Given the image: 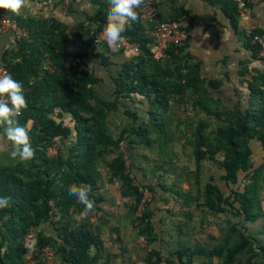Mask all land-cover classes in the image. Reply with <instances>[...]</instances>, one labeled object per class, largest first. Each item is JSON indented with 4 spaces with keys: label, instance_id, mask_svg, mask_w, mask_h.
<instances>
[{
    "label": "trees",
    "instance_id": "16d2710c",
    "mask_svg": "<svg viewBox=\"0 0 264 264\" xmlns=\"http://www.w3.org/2000/svg\"><path fill=\"white\" fill-rule=\"evenodd\" d=\"M152 1L159 22L189 14L180 0ZM205 1L219 4L237 29L234 0ZM90 2L95 11L73 36L66 23L54 18L14 20L27 37L5 52L3 67L23 85L27 108L17 119L28 130L35 156L0 172V197H10L9 206L0 208V264H26L23 240L31 229L37 230L40 246L55 249L57 264H101L105 245L90 215L102 212L107 185L115 186L124 201L125 223L145 240V264H195L198 258L200 264H264V241L258 237L264 232L248 228L264 218V157L258 161L254 154L259 149L264 155V72L251 79L246 70L239 74L249 90L245 109L239 100L223 101L222 79L203 78L199 62L186 49L198 20L193 16L186 43L168 47L159 61L147 34L153 25L140 17L130 21L122 36L138 50L114 64L113 58L126 53L94 40L103 32L111 5L109 0ZM163 6L171 9L169 17L163 18ZM251 33L264 37V32ZM73 39L82 51L70 50ZM247 40L258 56L251 37ZM70 55L90 63L66 70ZM95 66L106 72V95L98 90L105 79ZM113 118L120 124L116 130ZM58 139L68 141L67 149L48 155ZM71 184L91 185L94 207L86 217L81 215L84 205L67 191ZM145 191L155 194L144 200ZM167 196L178 206L181 233L195 212L216 223L219 239L212 250L200 246L196 251L180 240L174 252H163L156 223H162L158 203L167 206ZM45 224L53 226L55 237L43 236Z\"/></svg>",
    "mask_w": 264,
    "mask_h": 264
},
{
    "label": "crops",
    "instance_id": "0c3cea01",
    "mask_svg": "<svg viewBox=\"0 0 264 264\" xmlns=\"http://www.w3.org/2000/svg\"><path fill=\"white\" fill-rule=\"evenodd\" d=\"M69 3L73 7L72 11H68ZM156 3H161V0H156ZM178 4L189 11V14L194 18H198L191 28L186 49L193 60L199 62L201 76L208 80L222 79L223 101L235 102L239 100L242 102V110L245 109L249 100V90L247 89V81L244 78L240 82L239 74L241 71L246 70L248 78L251 79L253 76L264 72V60L252 54L247 40L249 31L264 32V0H256L244 12L238 10L239 17L236 30L231 26L219 4L213 5L205 0H180ZM162 8L163 18L169 17L172 12L171 9L167 6ZM0 11L13 20L57 19L68 25L69 32L73 36L77 26L85 21L87 16L94 13L95 7L92 6L90 0H28L27 6L18 15L3 10ZM15 42L14 36L10 33L0 35V67L4 66L5 52L13 48ZM70 50L73 52L82 51L80 41L73 39ZM125 53V55L113 58V63L123 62L124 57L129 56L128 52ZM95 68L99 75L105 79L98 87L99 92L104 94L109 89L106 72L96 66ZM254 154L258 161H261L264 157L259 149ZM15 163L6 157L0 156V172L5 167ZM167 197L169 204L164 208L160 207V211L157 213L162 223H156V230L161 231L160 247L163 252H174L176 243L180 240L186 241L196 251L200 250V246L212 250L219 239L216 223H210L207 219L203 220L206 216L195 212L193 222L188 224L184 233H181L178 228V221L181 217L177 214L178 206L172 199L173 197ZM261 201L262 210L264 211V196ZM105 203L106 200L103 204ZM107 203L112 206L110 201ZM166 209H172L173 215H170ZM102 214H104V217ZM111 216L104 211L101 214L100 212L97 213L96 210H93L90 215V221L95 222L91 224L95 225L94 228L99 231L105 245L104 253L105 251L106 253L103 254L101 264H145V240L136 235L131 223H117V219L115 223H112ZM40 231L46 238L56 236L53 226L50 224L42 225ZM45 247L48 249L47 253L44 252ZM45 247L38 245L35 251L31 252L33 262L35 264H57L58 259L55 249L51 246ZM199 261L202 262V258H198L195 264H200ZM216 263L214 262V264Z\"/></svg>",
    "mask_w": 264,
    "mask_h": 264
},
{
    "label": "clouds",
    "instance_id": "9594fccd",
    "mask_svg": "<svg viewBox=\"0 0 264 264\" xmlns=\"http://www.w3.org/2000/svg\"><path fill=\"white\" fill-rule=\"evenodd\" d=\"M107 21L102 35L111 47L118 44L125 32V25L139 19L138 9L143 0H109ZM28 4V0H0V10L18 15ZM27 108L23 85L11 74L0 75V156L13 162H27L34 158L35 150L26 127L20 125L18 117L21 110ZM69 195L84 205L81 213L86 217L93 209L94 203L89 199L91 185L71 184L67 189ZM10 197H0V208L9 206Z\"/></svg>",
    "mask_w": 264,
    "mask_h": 264
},
{
    "label": "built area",
    "instance_id": "2783aa9c",
    "mask_svg": "<svg viewBox=\"0 0 264 264\" xmlns=\"http://www.w3.org/2000/svg\"><path fill=\"white\" fill-rule=\"evenodd\" d=\"M237 9L240 12H244L248 9L249 5L253 4L256 0H234ZM138 14L142 21L148 22L153 25V28H148L147 34L152 39L153 48L152 54L153 58L156 61L163 60L166 58V50L170 46H183L188 39V28L190 25L194 23V18L190 14H184L177 18L176 20L169 22H159L158 21V13L155 7V4L152 0H143V3L138 8ZM10 33L14 36L15 40H20L22 38L27 37V32L25 29H22L18 26L16 21L5 15L2 11H0V35ZM248 37H251V44L255 45L258 49V58L264 60V37L258 34L252 35L249 31L247 33ZM97 43H103L106 47L112 52H128V53H136L138 50V46L128 42L126 39H122L118 44L114 46H109L105 38L100 32L96 39H94ZM87 63V59L83 57L70 55L65 59V69H75L81 70L84 65ZM44 69L49 70V64H46ZM9 73V70L3 66L0 67V75L4 73ZM57 142V141H56ZM57 146L50 147L48 149V155L54 156L57 151ZM144 200H149L143 197ZM38 243V234L37 230L31 229L28 231L23 240V248L25 252V261L28 264H35L31 258V252L35 251ZM44 252L47 253L48 249L45 247ZM28 260V262H27ZM161 264H167L165 261H162Z\"/></svg>",
    "mask_w": 264,
    "mask_h": 264
},
{
    "label": "rangeland",
    "instance_id": "374dc122",
    "mask_svg": "<svg viewBox=\"0 0 264 264\" xmlns=\"http://www.w3.org/2000/svg\"><path fill=\"white\" fill-rule=\"evenodd\" d=\"M103 92H104V90H103ZM105 93V95L108 93V91H105L104 92ZM112 122H113V125H112V129L114 128V130H116V128L118 127V126H120V124H118V125H116V119H112L111 120ZM118 129V128H117ZM71 141V140H70ZM68 141H66V140H61V139H58L57 140V142H56V146L58 147V148H60L61 150H63V151H65L66 149H67V146H68ZM71 143V142H70ZM142 151H140L139 153H141ZM138 153V154H139ZM143 153V152H142ZM147 156H149V157H154V155L153 154H151V153H149V152H144ZM137 163L138 164H140V165H145V163L144 162H142V160H137ZM136 163V165H138ZM259 163V162H258ZM257 163V164H258ZM135 172V171H134ZM104 173V172H103ZM210 173V172H209ZM136 174V173H135ZM150 179H152L149 175H148V180L150 181ZM207 180L208 179H206V180H203V182H204V184L207 182ZM153 181V183H155L156 182V180L155 179H153L152 180ZM168 183H169V180L167 181ZM104 189H105V196H104V198H105V200H106V203L105 204H102L101 205V208H102V212L104 211V212H106L109 216H111V218L110 219H112V223H115V220L117 219V223H125V221H124V216H125V208H124V206H123V200L120 198V196H119V192L117 191V188L115 187V186H110V185H107V186H105L104 187ZM159 190H158V192L156 193L157 194V196L159 195ZM152 194L153 193H151V192H149V191H145V198L146 199H148L149 198V200H150V198L152 197ZM155 194V193H154ZM153 194V195H154ZM111 202L110 203V205H112V206H109L108 205V203L107 202ZM172 204V203H171ZM264 204V203H263ZM158 206H160V207H163L164 208V206H166L165 204H162V203H158ZM171 206V205H170ZM169 206V207H170ZM100 214H101V212H100ZM103 215V217H104V214H102ZM262 217V216H261ZM127 223H130V222H127ZM249 229L252 231V232H256V233H258V232H264V218H263V220L261 219V220H259V219H257V221H255V222H253V224H251L250 226H249ZM258 237L262 240V241H264V236H263V233L261 234V235H258Z\"/></svg>",
    "mask_w": 264,
    "mask_h": 264
}]
</instances>
